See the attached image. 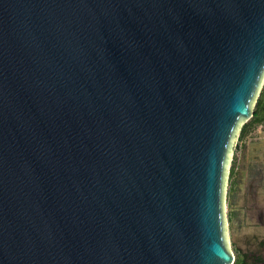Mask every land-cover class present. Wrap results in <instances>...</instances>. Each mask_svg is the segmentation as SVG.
<instances>
[{
    "label": "water",
    "instance_id": "1",
    "mask_svg": "<svg viewBox=\"0 0 264 264\" xmlns=\"http://www.w3.org/2000/svg\"><path fill=\"white\" fill-rule=\"evenodd\" d=\"M263 87L264 0H0V264H233Z\"/></svg>",
    "mask_w": 264,
    "mask_h": 264
},
{
    "label": "flooded vegetation",
    "instance_id": "2",
    "mask_svg": "<svg viewBox=\"0 0 264 264\" xmlns=\"http://www.w3.org/2000/svg\"><path fill=\"white\" fill-rule=\"evenodd\" d=\"M237 146L226 189L233 264H264V138L246 144L238 161Z\"/></svg>",
    "mask_w": 264,
    "mask_h": 264
},
{
    "label": "rangeland",
    "instance_id": "3",
    "mask_svg": "<svg viewBox=\"0 0 264 264\" xmlns=\"http://www.w3.org/2000/svg\"><path fill=\"white\" fill-rule=\"evenodd\" d=\"M260 138H264V123L254 124L253 126H251L250 130L245 135L239 137L237 150L235 151V155H234L235 159H237L238 161L239 155L241 154V150L245 148L246 144L250 142H257Z\"/></svg>",
    "mask_w": 264,
    "mask_h": 264
},
{
    "label": "trees",
    "instance_id": "4",
    "mask_svg": "<svg viewBox=\"0 0 264 264\" xmlns=\"http://www.w3.org/2000/svg\"><path fill=\"white\" fill-rule=\"evenodd\" d=\"M257 123H264V87L262 88L254 106V114L252 118L249 122H246L242 127L241 136L245 135L250 130L251 126Z\"/></svg>",
    "mask_w": 264,
    "mask_h": 264
}]
</instances>
